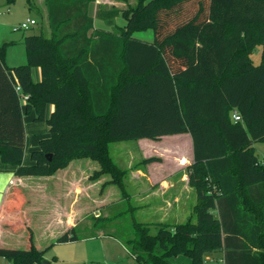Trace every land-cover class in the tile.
<instances>
[{"label": "trees", "instance_id": "1", "mask_svg": "<svg viewBox=\"0 0 264 264\" xmlns=\"http://www.w3.org/2000/svg\"><path fill=\"white\" fill-rule=\"evenodd\" d=\"M26 2L33 10L32 0ZM93 2L44 0L50 37L42 31L24 37L23 65L7 66V48L15 42L0 45L2 162L15 166L17 177L41 178L73 160L90 159L101 165L92 180L109 175L108 184L129 202L126 171L113 160L110 146L189 134L193 218L159 226L155 234L133 221L125 247L137 264H169L178 256L204 264L205 256L221 250L224 264H264V157L260 161L254 147L264 144V50L259 65L251 60L254 49L264 46V0H137L124 9L97 10L95 18L109 29L94 27L88 15ZM148 30L153 41L134 37ZM33 69L40 70L38 82ZM234 111L241 121L232 119ZM31 112L50 135L31 153L33 164L24 165L23 116ZM16 194L8 227L28 233V248H0V258L42 264L44 251L34 243L22 212L24 198ZM119 216H93L92 227L103 230ZM80 240L72 228L55 243Z\"/></svg>", "mask_w": 264, "mask_h": 264}, {"label": "crops", "instance_id": "2", "mask_svg": "<svg viewBox=\"0 0 264 264\" xmlns=\"http://www.w3.org/2000/svg\"><path fill=\"white\" fill-rule=\"evenodd\" d=\"M32 2L39 15L43 17L42 20L35 19L37 25L34 28L42 31V33L46 31L50 33L45 19L46 8L44 0H32ZM118 3L120 5L116 7ZM5 5H7L6 0ZM126 5L127 0H95L89 5L88 15L94 19V27L96 29H109L105 27L102 21L95 18L97 10L124 9ZM116 23L119 26L124 25V21L119 18ZM257 47H262L259 52V62L257 64L259 65L264 46ZM7 54L6 52V63ZM7 66L10 68L16 67ZM8 76L12 84L16 86L17 80L14 74L9 72ZM32 76L35 82L40 81V70L33 69ZM24 104L25 101L23 99ZM52 111L53 106H49L47 115L49 116ZM23 122L26 135L23 164L31 165L33 164L31 153L39 149L41 139L49 137V127L44 122H34L33 112L24 115ZM134 142L136 143L134 150L130 147L125 148L127 151L124 161L125 168L119 167L126 171L124 188L128 197L130 199H139L140 205L138 209L146 215L147 221L143 224L153 225L156 228L163 225L173 226L180 224L181 219L189 214L190 216L188 217H192L196 205V193L189 185L188 168L193 164L194 160L190 135L176 134L163 136L158 141L139 139ZM254 147L259 160L262 161L264 144L258 143ZM151 158L158 160L150 163L144 162ZM15 171V166L4 164L0 158V248L17 249L3 242V238L6 235L11 239L13 238V235H9L12 232L8 224L13 222L14 218L11 216L9 209L17 202V191L24 198L22 212L27 215L31 213V216L32 213L51 215L48 218V222L62 226V234L60 236L72 228L78 229L82 225L85 215L90 213L92 208L96 209L94 217L101 216L102 212L107 211V214L101 217L111 216L109 215V210L114 203L110 202L109 199L115 196L116 191L114 189L117 190L121 198L119 189L114 185L108 184L111 180L109 175H101L99 178L92 180L101 171V165L90 159L73 160L65 169L58 171L51 177L20 178L15 176ZM38 206L44 209L37 211L36 208ZM99 234L103 233L100 232ZM104 237L111 238L109 236ZM215 254L219 256V263L224 264V251L221 250ZM210 256L212 255L205 256L204 264H206V259H209L212 263L213 260Z\"/></svg>", "mask_w": 264, "mask_h": 264}, {"label": "rangeland", "instance_id": "3", "mask_svg": "<svg viewBox=\"0 0 264 264\" xmlns=\"http://www.w3.org/2000/svg\"><path fill=\"white\" fill-rule=\"evenodd\" d=\"M137 0H127L130 5H135ZM120 5L116 4V7ZM119 7V6H118ZM121 7V6H120ZM26 19H39V12L34 7L33 10H28L26 0H17L13 5H5V0H0V45L5 42H15L14 46H11L7 50V65L18 66L25 64V49L22 44L24 37L39 34L40 31L36 28L29 29L27 31L14 32L13 28L19 27ZM45 37H50L49 31L43 33ZM134 37L143 41H153V31L148 30L145 32H139L134 34ZM262 47H257L253 52L251 59L256 66L259 62V52ZM126 147H130L132 150L136 147L134 141L125 143L112 144L110 147L111 156L113 160L121 168H125L124 161L126 159ZM115 196L110 197V202L114 203L113 207L109 210V215L120 214V216L103 230H94L92 224L95 220L92 218L95 215L96 209L92 208L90 213L85 215L82 225L77 229V234L83 240L69 243H55V240L62 234V226L57 223L48 222V218L51 215L45 213H31L24 215L30 220L31 229L34 235V243L36 247L44 251L43 259L51 264H137L134 258L128 252L126 241L133 235L132 222L145 223L146 215L138 209L140 203L139 199L131 198L128 201L122 202L116 189H114ZM137 207V211L131 213L129 208ZM38 210H43V207L38 206ZM108 212V211H107ZM102 212L101 216L107 214ZM214 215L217 213L214 211ZM34 215V216H33ZM194 215V214H193ZM192 215V218H193ZM188 216L181 219V223L188 220ZM150 218V217H149ZM154 218V217H152ZM151 234H155L157 231L156 226L150 225ZM110 228V230H106ZM11 230V229H10ZM13 238L4 236L3 242L14 246L20 250H26L28 247V233L20 229L18 231L11 230ZM100 232H111L112 238H106L100 235ZM218 253V252H217ZM212 263L209 259H206V264H220L218 254H210ZM209 256V255H207ZM0 264H9L6 260L0 258ZM169 264H190L189 259L178 256L172 258Z\"/></svg>", "mask_w": 264, "mask_h": 264}, {"label": "built area", "instance_id": "4", "mask_svg": "<svg viewBox=\"0 0 264 264\" xmlns=\"http://www.w3.org/2000/svg\"><path fill=\"white\" fill-rule=\"evenodd\" d=\"M36 25H37V22L35 19H26L19 27L13 28V31L14 32H17L20 30L27 31L29 29L34 28ZM23 99L24 101H26L27 97H24ZM232 119L236 122L241 121V117L236 111L232 113Z\"/></svg>", "mask_w": 264, "mask_h": 264}, {"label": "water", "instance_id": "5", "mask_svg": "<svg viewBox=\"0 0 264 264\" xmlns=\"http://www.w3.org/2000/svg\"><path fill=\"white\" fill-rule=\"evenodd\" d=\"M42 264H51V263H49L48 261L43 260Z\"/></svg>", "mask_w": 264, "mask_h": 264}]
</instances>
